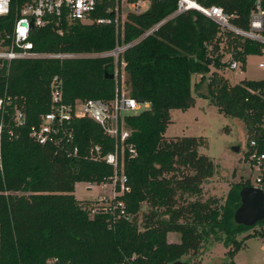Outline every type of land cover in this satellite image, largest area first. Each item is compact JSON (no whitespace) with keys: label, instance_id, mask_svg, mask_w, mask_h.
<instances>
[{"label":"trees","instance_id":"obj_1","mask_svg":"<svg viewBox=\"0 0 264 264\" xmlns=\"http://www.w3.org/2000/svg\"><path fill=\"white\" fill-rule=\"evenodd\" d=\"M197 1L222 7L234 25L248 27L252 0ZM109 4L113 0H107ZM175 8L176 0H150L146 11L128 12L117 27L113 22L62 20L58 26L31 29L34 50L42 53L122 49L116 56L11 62L8 94L27 125L2 144L0 264H194L192 258L210 237L229 247L225 255L230 261L222 264H236L232 258L245 240H264V221L253 226L234 222L240 189L250 181L232 183L220 205L215 198L200 199L202 184L215 172L214 161L198 151L204 137L164 136L170 110L194 106V86L219 113L241 121L247 136L244 161L247 150L264 151V78L230 83L219 72L233 61L244 68L249 55L264 54V44L221 28L193 9L170 16ZM97 15L111 12L100 10ZM195 74L200 79L192 85ZM54 76L61 82L63 102L71 106L86 99L108 103L121 88L148 106L122 116L120 132H127L122 141L91 117H74L65 125L71 137L39 144L28 130L51 110ZM115 145L123 149L117 174L126 177L128 190L93 211L88 201L74 196V187L79 182L100 184L114 175V167L103 157ZM129 147L136 156L131 157ZM116 188L119 192V185ZM143 204L149 211L139 218ZM170 232L178 242L168 241Z\"/></svg>","mask_w":264,"mask_h":264},{"label":"built area","instance_id":"obj_2","mask_svg":"<svg viewBox=\"0 0 264 264\" xmlns=\"http://www.w3.org/2000/svg\"><path fill=\"white\" fill-rule=\"evenodd\" d=\"M21 4L17 0H0V171H2V144L5 138L14 139L18 134V128L27 125L24 114L17 108H13L12 99L8 94V75L10 65L16 59L32 58H73L84 56L117 55L122 47H117L118 52L109 53H42L34 50L30 39L33 27H45L53 24L58 26L62 20L68 22L79 20L86 23H114L117 27L122 23L128 12L140 13L141 4L150 0H113V4L105 5L107 0H23ZM196 10L213 20L221 28L259 41L264 44V0H252V8L249 15L248 27L241 28L231 22V14L226 13L218 5H203L197 0H176V8L170 16L181 14L187 10ZM104 10L111 12V16H99L97 12ZM60 31V29L58 28ZM151 32V30L149 31ZM148 32V33H149ZM238 62L233 61L229 68L236 69ZM264 68V63H258ZM117 75V69L114 76ZM140 103L130 97L126 91L116 89L115 97L110 102L100 99H86L74 106L66 104L62 99L61 82L58 76L51 81V110L42 114L40 120L29 127L28 136L39 144H58L63 135L71 137L65 125L74 117H91L108 131L117 141H122L126 131L120 132V121L123 115L121 111H134ZM251 146H256L254 140ZM76 150V149H75ZM98 151V147H95ZM128 151L131 157L136 156L133 147ZM246 161L257 170L254 179V187L260 188L264 193V151L258 152L255 148L246 151ZM123 149L115 145L113 152L106 154L103 159L115 169L114 175L106 182H101L104 188L110 186L112 195L104 197L100 203H109L110 198L128 190L126 177L118 176L117 168L120 166ZM119 185V192L117 191ZM100 203H94L91 210L98 209ZM122 206L121 202H118ZM105 208L110 210L114 208ZM264 221V220H263ZM57 259H54L56 261Z\"/></svg>","mask_w":264,"mask_h":264},{"label":"rangeland","instance_id":"obj_3","mask_svg":"<svg viewBox=\"0 0 264 264\" xmlns=\"http://www.w3.org/2000/svg\"><path fill=\"white\" fill-rule=\"evenodd\" d=\"M149 5V1H144L141 4V10L146 11ZM228 58L229 56H226L225 60ZM260 62L264 63V54L249 55L244 68L241 66L236 69L227 67L219 72L228 78L230 83H236L242 79L259 80L264 78V68L258 66ZM199 79L198 74L193 75L192 85ZM202 88L205 91V87ZM191 92L195 98L194 106L185 110L171 109V122L166 128L164 136L167 138L174 136L204 137V143L198 151L214 161L215 172L202 184V193L199 198L203 200L215 198L216 203L220 205L232 183L246 178L251 184H254L257 170L243 159L247 136L241 121L219 113L216 107L209 102V99L196 94L194 86H191ZM147 106L146 103H140L131 113H139ZM127 113L129 112L121 111L120 115ZM73 194L81 202L88 201L86 206H91L94 203H100L106 196L110 197L112 190L110 186L103 188L101 184L79 182L75 184ZM185 201L187 202V196ZM148 211L149 207L143 204L139 218ZM251 231L252 229L243 232L237 236V239L240 240L243 235ZM167 239L170 242L179 241L176 233L173 232L167 234ZM214 239L210 237L202 244L200 253L192 258L194 264H222L226 260L230 261L225 255L229 247H226L222 239ZM232 261L236 264H264V240L258 236L248 238L244 241L243 247L234 254Z\"/></svg>","mask_w":264,"mask_h":264},{"label":"water","instance_id":"obj_4","mask_svg":"<svg viewBox=\"0 0 264 264\" xmlns=\"http://www.w3.org/2000/svg\"><path fill=\"white\" fill-rule=\"evenodd\" d=\"M114 53L118 52L115 48ZM107 78H113V74L105 73ZM240 204L234 212V222L246 226H253L264 220V193L260 188L252 185L240 189ZM171 264H188L185 261H175Z\"/></svg>","mask_w":264,"mask_h":264}]
</instances>
